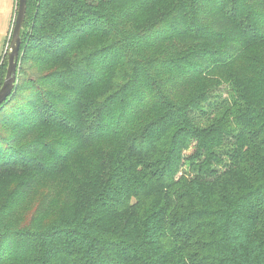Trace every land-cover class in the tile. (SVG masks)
<instances>
[{"label":"trees","instance_id":"trees-1","mask_svg":"<svg viewBox=\"0 0 264 264\" xmlns=\"http://www.w3.org/2000/svg\"><path fill=\"white\" fill-rule=\"evenodd\" d=\"M0 264H264V0H26Z\"/></svg>","mask_w":264,"mask_h":264},{"label":"water","instance_id":"water-1","mask_svg":"<svg viewBox=\"0 0 264 264\" xmlns=\"http://www.w3.org/2000/svg\"><path fill=\"white\" fill-rule=\"evenodd\" d=\"M26 0H17L16 12L12 21L10 36L5 51L7 64L5 76L0 86V106L14 91L17 80V65L21 43V28L25 17Z\"/></svg>","mask_w":264,"mask_h":264},{"label":"crops","instance_id":"crops-1","mask_svg":"<svg viewBox=\"0 0 264 264\" xmlns=\"http://www.w3.org/2000/svg\"><path fill=\"white\" fill-rule=\"evenodd\" d=\"M16 3L17 0H0V12L1 10H3L4 12L6 10L8 11V22L5 23L4 28L2 30V34L4 36L2 53L5 51L9 40L11 23L13 21L14 12L16 10Z\"/></svg>","mask_w":264,"mask_h":264},{"label":"rangeland","instance_id":"rangeland-1","mask_svg":"<svg viewBox=\"0 0 264 264\" xmlns=\"http://www.w3.org/2000/svg\"><path fill=\"white\" fill-rule=\"evenodd\" d=\"M15 12H16V10H15ZM15 12H14V15H15ZM14 15H13V18H14ZM6 22H8V11L6 10L5 12L3 11V10H1V12H0V57L3 55V57H5L4 55H5V51H6V49H5V51L2 53V49H3V40H4V36H3V34H2V30H3V28H4V25H5V23ZM12 24V23H11ZM8 44V43H7ZM7 48V47H6ZM1 53H2V55H1ZM2 57V58H3ZM6 58V57H5ZM218 92H222L221 93V95H222V97L223 96H226V89L225 88H220L219 90H218Z\"/></svg>","mask_w":264,"mask_h":264},{"label":"built area","instance_id":"built-area-1","mask_svg":"<svg viewBox=\"0 0 264 264\" xmlns=\"http://www.w3.org/2000/svg\"><path fill=\"white\" fill-rule=\"evenodd\" d=\"M12 25V24H11ZM11 30V29H10ZM10 36V35H9ZM7 47V46H6Z\"/></svg>","mask_w":264,"mask_h":264}]
</instances>
